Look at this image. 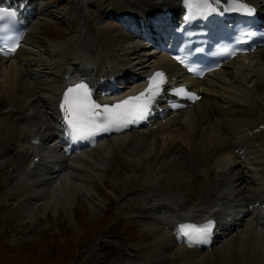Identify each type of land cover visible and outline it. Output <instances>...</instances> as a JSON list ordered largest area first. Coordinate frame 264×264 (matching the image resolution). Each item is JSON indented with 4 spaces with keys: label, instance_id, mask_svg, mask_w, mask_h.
Here are the masks:
<instances>
[{
    "label": "bare ground",
    "instance_id": "1",
    "mask_svg": "<svg viewBox=\"0 0 264 264\" xmlns=\"http://www.w3.org/2000/svg\"><path fill=\"white\" fill-rule=\"evenodd\" d=\"M180 1L127 0L123 2L122 9H111V0H78L75 11L67 14L71 32L66 41L51 42L43 55L35 51V47L30 49L25 45L14 60L0 59V127L3 126L0 153L11 152V155H17L19 162L23 161V168L19 171L29 185L26 193H32L36 198L31 200L24 197L22 202L25 205L36 200L43 204L58 185L57 182H62L63 189L57 186L56 193L64 192L68 184H74L73 180L77 179H68L66 174L72 166L71 161L82 166L94 165L102 174H111L118 167L126 169L129 160L132 162L137 156L142 158L146 168L151 166L152 174L147 175L142 171L141 178L134 180L133 184L141 191H154L152 196L144 199L146 207L172 210L168 221L171 225L175 224L178 217L224 214L226 209L222 206L227 205L230 198L231 202L250 205L260 203V207L264 205V187L257 190L249 188L247 173L239 168L240 162L237 167L229 168L231 160H242V163L257 172L260 183L264 185V49L250 60L244 58L233 62L228 66L231 71H226V68L200 83L197 88H204L201 104L188 111L167 114L149 132L146 130L113 138L108 147H104L108 141L102 142L104 144L101 143V147L106 148V151L91 164L84 162L87 152L82 157L78 155L63 159L56 150L57 153L49 157L47 148H44L45 142L40 146L33 144L38 138L43 140L47 132L56 130L52 123H47L43 131L37 123L40 124L44 118L50 121L55 116L57 102L67 90L68 83L83 80L101 94L110 85L121 89V85L116 86L115 83L124 80L126 93L113 92L109 97L102 98L108 103L111 95L119 94L112 100L117 103L127 96L144 91L145 88L141 89L144 78L154 71L163 69L179 72L180 69L154 44L152 49H148L152 42L122 46V40L131 42L130 38L121 31L115 33L105 26L102 18L112 12L119 15L129 12L131 16V8H137L136 12L141 14L164 15L168 8L177 6ZM31 39L29 32L26 44ZM141 40L142 43L145 41L143 38ZM71 73L75 76H69ZM252 114L253 118L250 117ZM118 146L120 149L117 150ZM110 147L114 157L108 150ZM35 157H41L39 165L34 163ZM168 159L172 161L167 162ZM52 160L64 170L56 174L48 172L49 176L55 175L47 179L49 176L42 170L47 168L53 171L50 169ZM40 169L42 174L38 175ZM156 172L157 175L153 177ZM192 177L193 181L188 183ZM54 179L56 181L40 188L41 184ZM163 190L171 194L173 192V198L167 192V196H160ZM21 191L19 187L17 192L8 196L14 199L7 201L9 206L6 211L13 208L17 196L22 197ZM179 197L182 201L188 198L184 209H172L177 208L174 201ZM37 205L33 204L34 207ZM201 209L203 212H199ZM179 212L188 213L182 216ZM256 212L259 214V210ZM139 214L148 215V212L145 209ZM162 231V228L159 229L157 237ZM169 244H175V240L170 238ZM217 247H212L207 254L182 251L180 261L186 264H195L196 261L203 264L208 261V264H264L263 226L258 219H254L247 225V230L237 233L233 238L230 236L226 243ZM118 257L107 264H145L135 262L133 255L125 259Z\"/></svg>",
    "mask_w": 264,
    "mask_h": 264
},
{
    "label": "rangeland",
    "instance_id": "2",
    "mask_svg": "<svg viewBox=\"0 0 264 264\" xmlns=\"http://www.w3.org/2000/svg\"><path fill=\"white\" fill-rule=\"evenodd\" d=\"M37 1L42 2L44 7L50 9V15L40 20L37 27L40 29L44 28L46 36L51 41L49 40V42L43 35L44 32L36 30L34 31L36 42L29 43V45L33 44V46L36 44L34 50L42 54V52L48 50L49 45L53 42H57L61 38L64 41L68 39L71 32L68 13L75 11L76 6L73 4L76 2L74 3L75 0ZM111 1L109 4L111 9H122L124 6L123 2L127 0ZM104 22L108 26L107 21ZM109 26L111 27V24ZM112 29L118 31L116 26H112ZM125 41L122 40V46L129 45ZM2 131L3 126L0 129V132ZM109 145L110 142L108 141L104 147H108ZM99 147L92 154H88L87 157L83 158L86 164H91L104 155L103 153L104 150L106 151V148L103 149L101 145ZM116 149H120V146ZM108 150L112 154L111 157H114L112 148L110 147ZM1 154L0 264H107L108 262H112L115 257L119 258L118 256H120L122 259H125L127 255H133L135 262L138 259L147 264H165L164 261L167 260L165 256H158L155 263L148 262V259L155 257L154 254L150 255L149 253V248L157 238L152 230L157 234L161 227L159 226L158 228L151 225L136 227V223L144 224L140 215L137 214L141 210H145V208H134V206L137 207L135 200L140 202L143 195L154 193L152 190L139 193L141 189H137V186L133 184L135 183L134 180L141 178L142 171L147 175L152 172L151 166H147V168L149 167V171L147 170L146 165L142 163L141 157L137 156L133 158L132 162L129 160L126 169L118 167L115 169L116 172L111 174H102L99 168L94 165L82 166L71 161L72 166H70V171L66 174L68 179H77L76 181L73 180L74 184H68L66 186L68 189L65 188L64 192L56 193L57 186L63 189L62 182H57L58 185L51 191V195H48L43 204L36 200L34 203L30 202L29 205H25L22 202V200H25L24 197H28L31 200H35L36 198L32 193H26L29 190V185L25 181V178H23V174L19 171V169L23 168L21 166L23 161L19 162L16 154L10 156H1ZM91 155L93 158H91ZM171 159H168L167 162H171ZM240 163L242 164L241 169L245 170V174L247 173V177L250 179V186L255 187L257 185L259 189L260 187H264L260 183V177H257L253 169L242 162ZM73 166H76L78 169H75ZM139 167L140 169H138ZM159 170L160 168L156 171L159 172ZM157 172L153 177L157 175ZM56 179L41 184L40 188L45 187L51 181H56ZM68 179L66 180L67 182ZM257 179L259 180L256 181ZM192 181L193 177L187 182ZM250 186L249 188H251ZM19 187L22 189V197L17 196L13 208L11 207L10 210L6 211L7 206H9V202L7 201L14 199V197L9 199L8 196L17 192ZM69 188L73 189L70 190ZM166 192L165 190L160 191V196H167V193H169L168 195L171 194V192ZM53 193L56 194L54 195ZM130 203H133L134 206ZM10 204L12 205V203ZM33 204L42 205L41 207L39 205L34 207ZM128 205V210L131 213L137 214H130L126 210V206ZM124 230H132V234L134 235V237H131L132 241H135L136 238H141V240L133 243L128 242L123 232ZM235 236L236 234L232 235V238ZM146 237L149 240L145 239ZM223 243L226 242L224 241ZM139 249L141 252L138 251ZM208 263L209 261L206 264Z\"/></svg>",
    "mask_w": 264,
    "mask_h": 264
},
{
    "label": "snow or ice",
    "instance_id": "3",
    "mask_svg": "<svg viewBox=\"0 0 264 264\" xmlns=\"http://www.w3.org/2000/svg\"><path fill=\"white\" fill-rule=\"evenodd\" d=\"M229 10L252 13V9L240 3L239 0H227ZM220 0H185L186 6L195 9L200 16H207L217 11ZM14 17V12L0 13V16ZM165 83L164 73H155L148 82V87L138 95L129 96L115 104H100L92 99L88 85L80 83L70 87L64 94L61 109L64 119L74 136L86 137L98 131L120 129L131 123L144 119L149 113L155 98ZM178 94H184L196 99L193 94L185 93L183 89ZM214 222L208 221L201 227L193 225L182 226L180 233L187 239L189 245L208 241L214 228Z\"/></svg>",
    "mask_w": 264,
    "mask_h": 264
}]
</instances>
